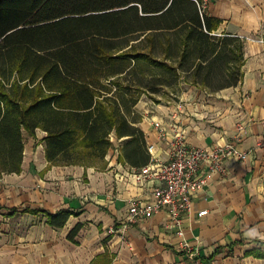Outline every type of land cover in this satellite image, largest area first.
Listing matches in <instances>:
<instances>
[{
	"label": "crops",
	"instance_id": "obj_1",
	"mask_svg": "<svg viewBox=\"0 0 264 264\" xmlns=\"http://www.w3.org/2000/svg\"><path fill=\"white\" fill-rule=\"evenodd\" d=\"M203 9L221 21L215 34L243 41L242 80L213 93L182 81L156 104L140 98L137 126L153 147L146 165L168 161L174 135L189 147L232 143L247 152L242 162L226 160L225 175H213L193 197L182 228L205 264H264V0H203ZM238 123L246 134L236 131ZM45 136L23 132L20 172L0 174V264H191L163 211L125 224L128 202L152 200L155 186L133 179L132 170L146 165L121 158L125 138L109 136L100 164L56 166L44 157ZM60 211L70 213L66 223L49 226L45 212Z\"/></svg>",
	"mask_w": 264,
	"mask_h": 264
},
{
	"label": "trees",
	"instance_id": "obj_2",
	"mask_svg": "<svg viewBox=\"0 0 264 264\" xmlns=\"http://www.w3.org/2000/svg\"><path fill=\"white\" fill-rule=\"evenodd\" d=\"M220 22L203 0H0V174L20 172L22 133L37 129L52 165L102 163L111 134L124 161L146 165L142 95L240 84L243 41L215 34ZM69 216L45 212L53 228Z\"/></svg>",
	"mask_w": 264,
	"mask_h": 264
},
{
	"label": "built area",
	"instance_id": "obj_3",
	"mask_svg": "<svg viewBox=\"0 0 264 264\" xmlns=\"http://www.w3.org/2000/svg\"><path fill=\"white\" fill-rule=\"evenodd\" d=\"M159 129V124H153ZM238 133L246 134L243 123L236 125ZM160 131V137L163 136ZM149 153L153 147H146ZM248 153L238 150L232 143L214 145L212 147H189L178 136L174 135L169 147V159L151 167L146 165L132 170V177L138 183L153 181L152 200H130L128 202L125 224L130 225L137 220H147L163 211L167 219V227L179 239L177 249L191 264H205L199 257L196 246L190 245L185 237L182 223L191 211L193 197L200 192L208 180L215 174L225 175L224 162L234 159L242 162ZM206 211L198 213L204 216ZM110 229L109 233H113Z\"/></svg>",
	"mask_w": 264,
	"mask_h": 264
},
{
	"label": "rangeland",
	"instance_id": "obj_4",
	"mask_svg": "<svg viewBox=\"0 0 264 264\" xmlns=\"http://www.w3.org/2000/svg\"><path fill=\"white\" fill-rule=\"evenodd\" d=\"M173 88H174V87H173ZM173 88H171V89H173ZM153 97H154L153 99H156L157 97H160V96L157 94V95H154ZM141 98L144 99V100H145V98H146L148 101L150 100V99H149L147 96H145V95H142ZM162 99H163V98H162ZM151 101H152V100H151ZM155 104H156V103H155Z\"/></svg>",
	"mask_w": 264,
	"mask_h": 264
}]
</instances>
